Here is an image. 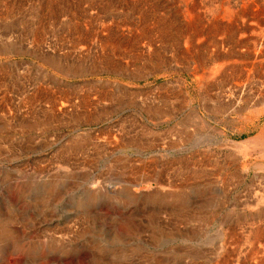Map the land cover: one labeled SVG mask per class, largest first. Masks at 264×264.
Segmentation results:
<instances>
[{
	"label": "rangeland",
	"instance_id": "obj_1",
	"mask_svg": "<svg viewBox=\"0 0 264 264\" xmlns=\"http://www.w3.org/2000/svg\"><path fill=\"white\" fill-rule=\"evenodd\" d=\"M211 1L0 0V264H209L228 215L249 233L264 157L228 140L264 85L229 73L264 63V0Z\"/></svg>",
	"mask_w": 264,
	"mask_h": 264
},
{
	"label": "bare ground",
	"instance_id": "obj_2",
	"mask_svg": "<svg viewBox=\"0 0 264 264\" xmlns=\"http://www.w3.org/2000/svg\"><path fill=\"white\" fill-rule=\"evenodd\" d=\"M213 1V0H212ZM211 1V3H212ZM194 4V3H193ZM196 4V3H195ZM210 5V4H209ZM225 5V4H224ZM216 6V4H215ZM244 6V5H243ZM246 6V5H245ZM207 7V6H206ZM225 8V7H224ZM229 8V7H228ZM194 9V8H193ZM231 9V8H230ZM226 10V8H225ZM227 11V10H226ZM232 11V10H231ZM246 11V10H245ZM261 11V10H260ZM218 12V11H217ZM223 12V11H222ZM215 14V11H213ZM254 13V12H253ZM228 14V13H227ZM233 13H231L232 16ZM239 14V13H238ZM246 14V13H245ZM241 15V14H240ZM242 16V15H241ZM245 16V15H244ZM198 17V16H197ZM227 17V16H226ZM225 17V19H226ZM258 17V16H257ZM260 17V16H259ZM243 18V17H242ZM196 19V18H194ZM206 19V18H205ZM255 19V18H254ZM238 20V19H237ZM258 21V20H257ZM256 21V22H257ZM201 22V21H199ZM260 23V21H258ZM167 23V22H166ZM255 23V21H254ZM262 23V22H261ZM201 24V23H200ZM264 24V23H263ZM262 24V25H263ZM198 24H189L187 26V32L186 34L182 35L181 37L188 42L192 40V37L194 36L192 32L199 31ZM260 25V24H259ZM159 25L158 27H160ZM258 26V25H257ZM163 31L167 32L166 29H169L168 26H163ZM259 27V26H258ZM199 28V29H198ZM230 28V27H229ZM229 28L227 30H229ZM254 28V27H253ZM261 28V27H260ZM213 30H222L221 27H212ZM224 29V30H226ZM255 29V28H254ZM173 30V29H172ZM242 30V29H241ZM245 30V29H244ZM183 31V30H182ZM261 31V30H260ZM207 32V31H206ZM205 32V33H206ZM212 32V31H211ZM232 32V31H231ZM253 32V31H252ZM185 33V31H184ZM261 33V32H260ZM212 34V33H211ZM168 35V34H167ZM166 35V36H167ZM197 35V34H196ZM219 35V34H218ZM258 35V34H257ZM232 36V33H231ZM230 36V37H231ZM259 36V35H258ZM261 37V36H260ZM181 38V39H182ZM195 39V38H194ZM223 40V39H222ZM110 41V40H109ZM221 41V40H220ZM224 41V40H223ZM240 41V40H239ZM256 43L257 40H255ZM254 41V42H255ZM107 42V41H106ZM216 46L218 48L216 56H214L213 53H206L205 60L211 61L212 59L218 58V59H227L228 57L232 56L231 53H225V50L222 49L223 44L216 41ZM226 42V41H225ZM229 42V40H228ZM232 42V41H231ZM237 42V41H235ZM246 42V41H245ZM253 42V43H254ZM219 43V44H218ZM223 43V42H222ZM218 44V45H217ZM252 44V43H251ZM124 45V44H122ZM119 45V47L125 46ZM220 45V46H219ZM234 45V44H233ZM240 45V44H239ZM245 45V44H244ZM111 46V45H110ZM236 46V44H235ZM252 46V45H251ZM118 47V46H117ZM130 47V46H129ZM224 47V46H223ZM232 47V46H231ZM234 47V46H233ZM240 46H238L239 48ZM243 47V46H242ZM118 49V48H116ZM192 49V48H191ZM235 49V48H234ZM240 49V48H239ZM248 50V49H247ZM195 51V50H194ZM233 51V50H232ZM197 52V51H196ZM195 52V53H196ZM199 52V51H198ZM227 52V51H226ZM234 52V51H233ZM253 53L254 52H250ZM258 54V53H257ZM256 54V55H257ZM248 55V54H247ZM255 55V56H256ZM194 56V55H193ZM196 56V55H195ZM243 56V55H242ZM215 57V58H214ZM233 57V56H232ZM240 57V56H239ZM254 57V56H253ZM203 59V57H201ZM244 58V57H243ZM255 58V57H254ZM252 60V59H251ZM257 60V59H255ZM259 63V64H258ZM234 65V64H233ZM237 65V64H236ZM259 65V66H258ZM222 67H218L217 71L218 73L221 72ZM220 74V73H219ZM230 75H236L240 78L239 81L235 83L234 92L243 91L244 89L247 90L248 87L254 82H259L262 85H264V63H260L256 61L249 62L248 67H233L230 69ZM211 75V74H210ZM203 79V78H202ZM263 87V86H262ZM245 91V90H244ZM257 91V90H256ZM263 91V89H262ZM232 93V92H231ZM250 94V93H249ZM237 96V95H236ZM242 96V95H240ZM259 97L264 100V94H259ZM231 98V97H230ZM238 98V97H236ZM235 98V99H236ZM241 98V97H240ZM234 99V100H235ZM249 99V98H248ZM237 100V99H236ZM239 100V98H238ZM243 102V101H242ZM264 103V102H263ZM233 105V104H232ZM260 108L256 111L259 112L257 118L262 116L264 114V104L259 106ZM256 113V112H255ZM258 130V129H257ZM230 142V145L236 149L240 150L241 154H243V157H247L248 155H251L252 153H256L264 157V129H260L255 135L250 136L246 139L240 140V141H234V140H228V143ZM261 157V158H262ZM260 158V159H261ZM247 165V164H246ZM245 165V166H246ZM243 166V164H242ZM244 166V167H245ZM243 168V167H242ZM246 168V167H245ZM245 168L243 169L245 171ZM241 169V168H240ZM247 169V168H246ZM260 170V169H259ZM261 173V172H260ZM259 173V174H260ZM257 175V174H256ZM264 178V177H263ZM256 181V180H255ZM262 181V180H261ZM258 183V182H257ZM260 183V181H259ZM161 186V185H160ZM136 187V186H135ZM147 187V186H146ZM149 187H152L151 185ZM258 188V187H257ZM164 189V187L162 188ZM139 189H136L135 191H138ZM142 190V189H141ZM224 190V189H223ZM262 191H260L262 194L259 196H256L254 199H252L251 202L246 203L245 207L248 208L251 211L250 215V226H249V233L246 234L243 232V223H241L240 220H238L237 223L233 221L232 216L226 217L223 222L221 223V228L217 232L216 240L215 242V249L213 251V256L210 257L211 261L209 264H264V182L262 183ZM218 191V190H217ZM216 192V191H215ZM251 192V191H250ZM254 192V191H253ZM256 193V192H255ZM259 194V193H258ZM255 194V195H258ZM220 196V195H219ZM253 196V195H252ZM251 197V195H250ZM180 200L181 205L183 206L184 203L181 202L182 200L177 197ZM249 198V197H248ZM221 199V197H220ZM223 199V198H222ZM246 199V198H245ZM244 199V201H245ZM226 200V199H225ZM221 201V200H220ZM231 202V201H230ZM236 204V203H235ZM222 205V202L220 203ZM233 205V204H232ZM217 210V209H216ZM234 210V209H233ZM218 211V210H217ZM247 212V211H246ZM206 213V212H205ZM215 213V212H214ZM254 213V214H253ZM221 214V213H220ZM224 214V213H223ZM223 216V215H222ZM242 216V215H241ZM209 221L214 219L213 215L207 214L205 216ZM235 217V216H234ZM247 218V217H246ZM211 224V223H210ZM202 226V225H201ZM210 226V225H209ZM205 227V226H204ZM247 228V227H246ZM245 228V229H246ZM241 229V230H240ZM248 230V229H246ZM244 230V231H246ZM208 237V236H207ZM211 241V240H210ZM210 243V242H209ZM207 249V248H206ZM206 252V251H205ZM202 256V255H201ZM205 258L209 257L206 253L203 254ZM209 258V259H210ZM202 262V261H201ZM200 262V263H201ZM199 263V264H200Z\"/></svg>",
	"mask_w": 264,
	"mask_h": 264
}]
</instances>
